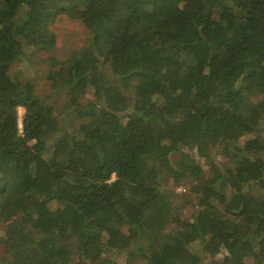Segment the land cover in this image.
Segmentation results:
<instances>
[{"label": "trees", "instance_id": "16d2710c", "mask_svg": "<svg viewBox=\"0 0 264 264\" xmlns=\"http://www.w3.org/2000/svg\"><path fill=\"white\" fill-rule=\"evenodd\" d=\"M61 15L91 34L50 59L76 133L11 75ZM261 129L264 0H0V264H264ZM170 164L196 202L164 237Z\"/></svg>", "mask_w": 264, "mask_h": 264}, {"label": "rangeland", "instance_id": "374dc122", "mask_svg": "<svg viewBox=\"0 0 264 264\" xmlns=\"http://www.w3.org/2000/svg\"><path fill=\"white\" fill-rule=\"evenodd\" d=\"M48 29L56 38L53 49L48 52L34 48L28 49L25 57L12 66L11 75L21 80L23 83L33 84L35 95L55 109L56 116L60 118L65 130L76 133L83 121L78 120L75 115L71 113L70 109H68L67 92L58 90L50 80V59L56 58L60 61L70 60L79 51L88 46L91 34L79 19L71 18L67 15L59 16L49 25ZM108 72H110L109 69ZM260 99H262V97H258L253 101H258ZM24 114L25 110L20 109L19 119L21 129ZM260 134L264 137L263 129H261ZM193 155L195 156L196 163L204 166L206 170V161L200 158L196 153ZM175 158H178V156L173 157V164H175ZM172 165L170 164L169 168L164 170L161 177L163 189L172 195V212L174 218V222L162 229L161 233L164 237L169 236L176 229H179V225L189 220L195 211L196 197L193 193L194 180L187 177L180 182H175L171 177ZM4 179L5 178H2V182H4ZM192 247L198 249L200 245L199 243H195ZM4 257V248L0 243V261L4 259ZM115 258L119 264H125L127 261L125 255ZM220 258H222V255L216 257V259ZM135 262L137 264H147L144 259H138Z\"/></svg>", "mask_w": 264, "mask_h": 264}]
</instances>
